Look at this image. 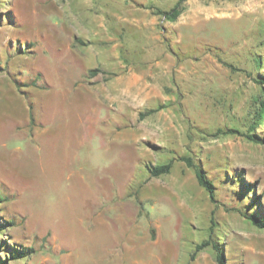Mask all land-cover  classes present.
<instances>
[{"label":"rangeland","instance_id":"1","mask_svg":"<svg viewBox=\"0 0 264 264\" xmlns=\"http://www.w3.org/2000/svg\"><path fill=\"white\" fill-rule=\"evenodd\" d=\"M97 1L93 8L95 0H0V247L7 245L0 251L3 262L120 264L121 246L112 237L124 235L113 220L118 214H105V207L103 222H98L86 195L90 174L73 173L83 168L88 156L99 155L103 162L101 154L106 153L111 169L124 162L127 178L133 169L128 188L141 215L138 226L162 227L159 245L168 254L163 264L189 262L195 243L210 233L224 245L227 264H264V231L231 209L242 208L245 199L236 203L233 195L239 189L228 180L232 175L242 178L245 189L253 190L264 206V145L224 134L247 131L255 101L264 93L255 83L264 73V0H185L174 23L157 18V25H148L151 15L137 16L133 9H126L127 21L109 22L116 34L124 33L125 51L120 63L106 62L105 71L125 66L130 73L125 84L137 75L144 101L135 109L127 107L124 126H111L105 135L81 132L85 141L79 142L73 137L77 117L69 88L52 85L67 66L55 53L77 46L86 67L102 62L99 38L89 46L94 25L106 23L100 4L107 2ZM133 19L147 25L139 28ZM132 93H126L131 104ZM150 109L156 111L139 117ZM43 120L56 122L54 136L53 126L41 137L38 124ZM118 131L126 135L125 141L120 135V141L113 142ZM118 150L125 153L124 160L117 158ZM181 156L199 161L206 170L216 187L214 203L192 170L177 160ZM172 158L175 175L181 169L187 172L192 202L175 227L171 204L135 199L142 175L148 173L145 166ZM120 214L134 223L128 211ZM10 248L18 254L4 257ZM199 262L215 264L210 251H204Z\"/></svg>","mask_w":264,"mask_h":264},{"label":"crops","instance_id":"2","mask_svg":"<svg viewBox=\"0 0 264 264\" xmlns=\"http://www.w3.org/2000/svg\"><path fill=\"white\" fill-rule=\"evenodd\" d=\"M161 1L162 0H106L107 3L104 6L100 4L102 15L106 16V23L101 22V24H97L98 27L94 25L92 38L90 37L93 42L92 45H89L90 47L94 46L97 38H99L97 44L104 45L102 62L98 64L95 62L86 67L84 60L85 55L76 51L77 46L74 51L67 46L65 52L55 53L60 60L66 61L67 66L66 69L63 70V75H59L61 78L58 77L60 80L63 79L64 83L60 82L58 79L55 83H52V85H62V88H69V94L67 95L71 97L72 109L75 108L77 117V120L72 122L74 127L73 131L76 133L73 137L77 141H85V135L80 136L79 133L86 132L87 130H95L96 135H100L101 132L105 135L104 131L109 133V128L111 129V126H113V128H115V126L120 127V125L124 126L122 124L124 123L127 107L133 106L132 109H135L143 104L144 100L142 96L145 89L142 88L140 78L137 77V75L130 77L129 80H127V84H125V77L130 74L126 73L125 66L105 71L106 62H112L113 65L114 63L116 64V61L120 63L121 51H125V43L123 40L124 33L117 32L116 34L114 31L115 29L111 27L110 23L114 20H116V22L117 20L127 21L124 19V15L127 11L130 12L133 9L137 16L139 14L151 15L152 20L149 21L148 25H157L158 17L151 14L148 7H160L162 10H167L172 7L175 2L172 0H164L162 2L166 1L168 4L161 5ZM122 2L124 4L123 6ZM92 5L93 8L97 7L99 5L98 1L95 0ZM126 9L130 10L126 11ZM133 23L138 25L139 28H143V26L147 25L143 24L142 19H133ZM101 32L104 33L101 34ZM88 48L89 47H86L84 51L88 50ZM120 68L121 70H119ZM112 71L117 72L116 77ZM56 76H58V74ZM76 76L81 77L82 80L75 81L74 78ZM131 89L134 92L132 93L134 96L133 104L129 103L126 98V93L130 92ZM38 125L41 126V137H47V132L52 130L53 126L51 133L53 134L52 136H54V132L57 130L56 127H58L56 122L45 120ZM77 129L80 132H78ZM120 135H122L121 138L123 141L126 140V135L124 133L119 134L118 131L113 138V142H115V140L119 142ZM106 139L109 140L110 137H106ZM129 152H132V150L129 149ZM120 153H122V155ZM116 154L117 158L123 156L122 160H124V152L118 150ZM99 159V155L88 156L85 160H82L84 164L83 168L73 173L79 175H83L84 173L87 175L90 174L89 183L87 182L86 195L90 200L89 202L92 208L91 215L95 216L98 222H103L101 217L103 214L101 211L105 207V214L107 212H116L118 214L113 220L120 224L121 231L124 235L119 236V233H117L112 235V237L117 241V246H121L120 264H163V262H167L168 254L163 247L159 245V240L163 237L162 227L157 224H153V226L141 224V226H138V220H140L141 215L137 210L138 207L136 206V202L128 188L130 187V177L134 173L133 169H129V177L127 178L126 174L128 169L125 173L124 162H118L117 166L119 168L111 169L109 158L106 153L105 157L104 154H101V160H103V162L98 161ZM186 173L184 169H181V173L175 175L172 172V168L168 174L157 178L149 177L147 175L148 173H144L142 175V185H139V195L137 198H134L139 203L149 201L171 204V213L175 217V227V223L182 217V215L180 217V214L184 213L185 208L190 209L192 205L191 196L186 188L188 185V176H184ZM97 176L101 179L97 178ZM104 179L106 181H104ZM110 179L111 182L109 181ZM125 210L128 211L130 215L129 219L134 223H128L124 214H120L121 211L124 212ZM125 223L128 225L125 226ZM105 226L107 228V224H105ZM125 227H127L125 229L126 231H123ZM139 229H141V232ZM122 239L126 242L121 244ZM204 251L207 252L209 250L205 249L199 252L196 255L197 257H195L192 262H188V264H202L199 262V259ZM141 256L142 260H139Z\"/></svg>","mask_w":264,"mask_h":264},{"label":"trees","instance_id":"3","mask_svg":"<svg viewBox=\"0 0 264 264\" xmlns=\"http://www.w3.org/2000/svg\"><path fill=\"white\" fill-rule=\"evenodd\" d=\"M184 2L185 0H175L172 7L167 10H162L158 7L153 6L148 7V9L161 21L174 23L184 11ZM255 83L261 88H264V73L261 74L258 79H255ZM255 103L257 106L252 113L251 120L247 126V131L245 133L242 134L232 129L228 130L227 133H223L238 134L250 142L264 145V131L261 133L257 132V130L261 129L262 127L264 129V93L261 98L255 101ZM154 111H156V109L147 110L145 113L140 112L139 117L142 118L144 117V115H149ZM218 132L222 133L220 132V130H218ZM173 160H176V158H172V160H168L160 164L146 165L145 168L148 171L149 177L157 178L159 176L168 174L172 168ZM177 160L183 162L188 169L192 170L197 185L205 191L208 201L214 203L216 187L212 179L208 177L207 172L203 168L201 163L199 161L194 162L191 157L184 156L177 158ZM228 180L233 183L232 185L239 189L238 192H236L237 190L234 191L235 195H233L234 197H236V203H240V200L243 201L245 199V203L243 204L242 208L238 206H233L231 209L234 210L239 216H241L243 220L248 222L253 228H255L256 230L264 231V206L261 204V200L258 195H256L253 190L245 189L243 185H247V183L244 182L242 178L232 175L228 178ZM210 214H212V211ZM209 224L211 226L213 225L212 217L209 218ZM211 226L208 227V230L210 231L212 229ZM2 227V224H0V231ZM1 244L3 245L0 247V251H2L3 247L7 248V245H5V243ZM205 249H208L210 251L215 264H227L226 251L224 245L213 240L211 237V233L210 235H207L205 239H202L200 242L195 243L193 250L189 255V262L193 261L196 255ZM17 252L18 250L15 249H6L4 251V257L9 256V254H18ZM20 257L22 258L24 256L21 255ZM0 264H5V262H3L2 257H0ZM186 264H188V262Z\"/></svg>","mask_w":264,"mask_h":264}]
</instances>
